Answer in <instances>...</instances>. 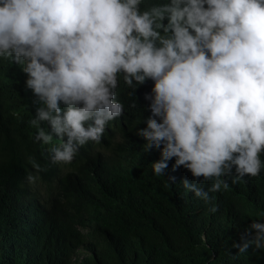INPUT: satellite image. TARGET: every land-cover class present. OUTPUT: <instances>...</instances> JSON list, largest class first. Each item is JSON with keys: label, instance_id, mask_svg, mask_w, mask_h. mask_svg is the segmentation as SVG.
I'll use <instances>...</instances> for the list:
<instances>
[{"label": "clouds", "instance_id": "1", "mask_svg": "<svg viewBox=\"0 0 264 264\" xmlns=\"http://www.w3.org/2000/svg\"><path fill=\"white\" fill-rule=\"evenodd\" d=\"M141 4L0 0V58L23 65L25 89L42 105L31 120L35 140L48 145L53 136L66 137L50 149L53 163H71L123 115L115 99L119 75L134 89L154 81L144 95L151 115L137 130L147 141L143 151L163 146L152 163L156 176L176 158L173 172L183 166L196 181H211L207 191L182 181L186 192L208 201L210 192L229 187L221 177L235 173L236 183L261 172L264 0H167L143 11ZM241 240L231 245L238 254L250 245L264 249V222L253 220Z\"/></svg>", "mask_w": 264, "mask_h": 264}, {"label": "trees", "instance_id": "2", "mask_svg": "<svg viewBox=\"0 0 264 264\" xmlns=\"http://www.w3.org/2000/svg\"><path fill=\"white\" fill-rule=\"evenodd\" d=\"M165 2L142 0L141 11ZM26 79L22 64L0 58V264H264V249L231 248L243 243L253 220L264 222V152L258 176L236 183L235 173L221 177L229 187L210 192L208 201L186 192L182 181L205 191L211 181H196L183 166L173 172L176 158L156 176L152 163L163 146L145 152L147 141L137 135L151 115L144 95L154 81L134 89L121 74L115 99L123 115L71 163H53L50 149L66 137L35 140L31 120L42 105L33 103ZM41 127L50 131L46 122Z\"/></svg>", "mask_w": 264, "mask_h": 264}]
</instances>
